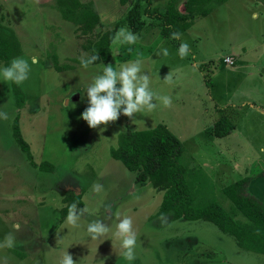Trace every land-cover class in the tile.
<instances>
[{"label": "rangeland", "instance_id": "rangeland-1", "mask_svg": "<svg viewBox=\"0 0 264 264\" xmlns=\"http://www.w3.org/2000/svg\"><path fill=\"white\" fill-rule=\"evenodd\" d=\"M81 1H91L99 17L94 35L119 19L115 33L128 29L123 17L133 2L164 13L168 0H127L124 5L118 0ZM184 2L177 1L179 11ZM208 5L212 10L195 17L178 38H162L160 20L142 15L136 43L112 39L110 57L101 62L115 67L142 60L156 80L154 91L171 102H157L151 112L132 120L118 115L117 121L90 129L79 119L86 94L82 100L77 91L92 75L79 63L90 55L82 46L87 36L62 18L55 0H0V25L11 29L20 44L14 58H37L19 86L21 108L15 106L12 83L0 82V112L7 114L0 119V241L9 232L16 239L12 248L0 246V264H58L70 244L66 251L78 264H264V254L241 249L211 222L173 219L171 213L157 216L162 191L149 182L136 183L133 172L109 153L119 132L162 123L183 145L179 161L195 203L215 200L234 220L246 222L221 190L246 175L254 177L248 192L264 203V175H258L264 168V9L248 0ZM181 42L188 44L183 58L177 55ZM161 47L168 56L157 54ZM52 56L58 65L72 68L57 70ZM226 56L232 64L222 62ZM165 76L170 82L163 81ZM17 113L33 161H48L52 170L31 166L19 149L11 127ZM222 116L234 127L216 137L211 126ZM96 185L101 187L93 191ZM69 191L79 195L78 207L88 209L84 224L100 219L113 228L117 213L131 219L137 234L133 261L120 256L119 240L111 232L102 242L89 240L65 218L60 220L62 198ZM15 224L20 227L13 228Z\"/></svg>", "mask_w": 264, "mask_h": 264}, {"label": "trees", "instance_id": "trees-1", "mask_svg": "<svg viewBox=\"0 0 264 264\" xmlns=\"http://www.w3.org/2000/svg\"><path fill=\"white\" fill-rule=\"evenodd\" d=\"M177 1L168 0L164 13L156 8L141 7L138 2H133L123 21L134 33L144 26L142 15L158 19L161 22V37H169L172 33L180 34L187 30L195 17L206 16L212 10L208 5L212 1L223 2V0H185L182 12L176 8ZM55 2L62 18L72 22L75 25L74 29L80 35L87 36L82 46L90 51V55L97 54L99 59L94 63L107 62L110 57V43L120 19L113 28L93 35L92 30L99 23V17L92 9L91 1L55 0ZM118 2L124 5L127 0H118ZM147 3L149 4L150 0H147ZM19 52L20 44L15 33L0 25V63L7 65ZM52 60L57 70L72 68L68 64L58 65L55 56H52ZM12 90L15 106L21 108L24 94L15 84H12ZM18 117L17 113L11 127L13 139L19 149L25 154L31 166L46 171L52 170L53 165L48 161L38 164L33 161L29 144L21 135ZM233 127V123L226 116H222L212 124V134L223 137L229 134ZM182 151L183 145L180 140L164 124L158 123L150 128L119 132L117 145L112 147L109 153L112 158L120 161L133 172L136 183L144 185L149 182L153 188L162 191L157 216L171 213L173 219H200L211 222L222 233L231 235L241 249L264 254V203L248 192V186L254 177L242 176L221 189L233 209L246 219V222L236 221L215 200L204 203L194 202L184 177L185 168L179 161ZM258 175H264V168ZM62 201L64 205L60 209L61 221L66 217L70 204L76 203L77 206H81L79 195L72 191L66 193ZM14 251L22 256L19 251Z\"/></svg>", "mask_w": 264, "mask_h": 264}, {"label": "clouds", "instance_id": "clouds-1", "mask_svg": "<svg viewBox=\"0 0 264 264\" xmlns=\"http://www.w3.org/2000/svg\"><path fill=\"white\" fill-rule=\"evenodd\" d=\"M171 35L173 38L179 36L178 33ZM137 40L136 34L123 27L113 36V42L119 44L132 45ZM187 53L188 44L181 42L177 48V55L183 58ZM157 54L166 57L169 54L168 49L161 47ZM98 59L96 53L82 56L79 59L83 69L92 71L90 79L81 84L80 89L77 90L82 92V100L86 94L87 106L79 114V119L86 122L88 128L96 129L98 125L107 126L110 122L117 121L118 115H123L132 120L138 113L151 112L156 107L157 102L164 106L170 104L169 96L158 95L154 91L153 84L156 80L149 73L142 60L134 59L113 67L112 64L101 62L98 65L94 63ZM36 62L37 58L33 56L30 60L16 57L7 65L0 64V82L22 85L29 78L30 63L35 64ZM163 81L170 82V77L165 76ZM6 118L7 114L0 112V119ZM100 187V185H96L93 191L99 190ZM87 212L86 207H78L76 203L70 204L65 217L66 224L77 231H82L87 239L94 241L106 240L105 238L111 232L112 236L119 240L120 256L128 262L133 261L135 259L137 234L133 230L131 219L127 216L120 217V214L117 213L113 228H110L100 219H93L84 224L81 221ZM19 227V224L13 225V228L18 229ZM15 244L16 239L11 232L7 233L0 241L2 247L12 248ZM67 248H65L58 264H78L66 251Z\"/></svg>", "mask_w": 264, "mask_h": 264}, {"label": "crops", "instance_id": "crops-1", "mask_svg": "<svg viewBox=\"0 0 264 264\" xmlns=\"http://www.w3.org/2000/svg\"><path fill=\"white\" fill-rule=\"evenodd\" d=\"M250 3H254L256 5H260V8L264 9V0H248ZM262 45L264 46V41H262Z\"/></svg>", "mask_w": 264, "mask_h": 264}, {"label": "built area", "instance_id": "built-area-1", "mask_svg": "<svg viewBox=\"0 0 264 264\" xmlns=\"http://www.w3.org/2000/svg\"><path fill=\"white\" fill-rule=\"evenodd\" d=\"M222 62L230 65L233 63V59L230 56H226L222 58Z\"/></svg>", "mask_w": 264, "mask_h": 264}]
</instances>
